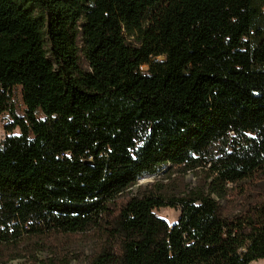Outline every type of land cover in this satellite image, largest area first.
I'll return each mask as SVG.
<instances>
[{
    "label": "trees",
    "instance_id": "trees-1",
    "mask_svg": "<svg viewBox=\"0 0 264 264\" xmlns=\"http://www.w3.org/2000/svg\"><path fill=\"white\" fill-rule=\"evenodd\" d=\"M4 112L0 264L69 235L87 264L264 258V0H0Z\"/></svg>",
    "mask_w": 264,
    "mask_h": 264
},
{
    "label": "rangeland",
    "instance_id": "rangeland-1",
    "mask_svg": "<svg viewBox=\"0 0 264 264\" xmlns=\"http://www.w3.org/2000/svg\"><path fill=\"white\" fill-rule=\"evenodd\" d=\"M49 50V44L46 45ZM48 56L51 58L50 53L48 52ZM146 67H144L145 69ZM190 66H185V70H189ZM13 100L16 103L17 112L19 114H23L24 112V102L22 95V87L16 86L14 88V96ZM12 122L11 116L8 112H4L0 114V141L7 134H19L20 130L18 128H14L12 131H8V125ZM168 166L161 170H157L154 174H143L137 178V182L132 186V190L135 191L139 186H145L148 183H152L157 179H161L164 170L167 169ZM252 180H245L241 183V186L244 188L245 184L250 183L252 188L250 193L254 194L258 191H261L259 186H264V175L263 174H255ZM166 183H175L179 184L182 187H193L196 186L199 178L194 175L192 171L181 172L179 170H175L170 178L163 179ZM242 199L234 202L232 205L237 206ZM155 212L158 216L165 219L170 225L176 223L180 217L181 210L180 208L173 207H161L155 209ZM54 240V239H53ZM52 240V241H53ZM53 243V242H52ZM57 244V247H52L49 250H36L31 254H26L21 257L13 258L7 261L4 264H48L49 259L52 258L53 261H56L58 256L63 253L68 259H70L72 264H87L86 258L89 254L94 250V243L89 238L86 239L82 235H69V236H59V239L54 241ZM251 264H264V258L257 259L251 262Z\"/></svg>",
    "mask_w": 264,
    "mask_h": 264
}]
</instances>
